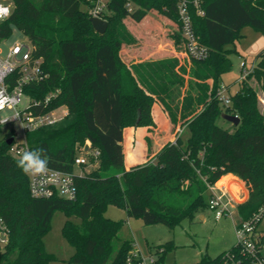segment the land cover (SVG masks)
<instances>
[{"label": "trees", "instance_id": "trees-1", "mask_svg": "<svg viewBox=\"0 0 264 264\" xmlns=\"http://www.w3.org/2000/svg\"><path fill=\"white\" fill-rule=\"evenodd\" d=\"M131 1L135 4L132 12L127 0H108V28L103 34L94 30L85 9L90 0H14L11 16L0 24L1 37L9 38L18 28L35 47V55L44 60L48 77L26 86V92L43 99L59 90L49 105L34 112L60 106L68 110L57 123L26 132L30 151L39 149L47 166L66 172L76 170L75 158L87 141L90 151H99L97 157L88 152L90 162L97 161V165L86 171L88 164H83L75 175V199L35 198L28 174L18 166L20 157L10 153L8 140L16 131L0 124V214L11 231L9 243L0 251V264L58 260L44 242L56 211L66 215L62 235L75 249L67 264H141L142 259L134 256L133 240L124 239L116 247L125 220L107 217L108 206L123 208L144 224L174 228L208 208L209 186L227 173L247 184L248 198L237 205L243 219L264 208V112L251 83L256 79L264 93V51L258 54L253 72L230 95L231 104L225 107L219 98L222 75L232 68L227 46L241 37L246 25L264 32V0H200L203 15L191 4L193 27L209 47V55L204 60L190 59L179 70L201 81L212 79V85L210 80L197 82L177 73L179 59L167 46V62H173L172 82L179 83L178 96L170 101L160 82L152 80L149 64L121 55V50L140 44L126 19L140 22L150 11L177 24L171 36L181 50L178 0ZM191 92L193 99H187ZM154 95L168 111V120L157 106L153 109ZM139 109L141 118L137 119ZM223 113L238 115L239 124L232 130L220 126L217 119ZM180 121L189 135L186 141L180 135L171 141ZM128 126L139 128L125 129ZM134 133L137 148L131 145ZM153 133L161 134L164 144L147 160L155 153ZM125 154L128 164L142 163L127 168ZM73 216L80 222L72 220ZM174 248L173 240L155 245L156 263L163 264L166 253ZM224 252L205 253L197 262L182 264H219Z\"/></svg>", "mask_w": 264, "mask_h": 264}, {"label": "rangeland", "instance_id": "rangeland-1", "mask_svg": "<svg viewBox=\"0 0 264 264\" xmlns=\"http://www.w3.org/2000/svg\"><path fill=\"white\" fill-rule=\"evenodd\" d=\"M126 24L132 33L139 39L140 44L134 47L123 48L121 50V55L125 53L136 58L143 64H149L150 67L148 68V72L152 80H154L155 83L160 82L161 89L166 90L168 94L172 90H175L179 83L172 82L174 76L171 74L170 69L172 67H170V65L173 62H167L165 54V47H171L172 44H174V38L171 36L173 29H176L174 22L157 11H150L144 20L135 22L134 20L126 19ZM25 38V34L14 27L12 35L5 40V44L9 45L15 41H22ZM174 48L177 50L175 44ZM227 48L230 49L228 57L232 61V68L222 75V82L223 86L229 88L228 93L233 94L238 91L240 87V81H238V79L243 75L244 64L249 68L254 63H257L258 54L264 51V32L257 31L250 25H246L241 30V37L236 40L235 43L229 44ZM180 55L181 54L177 52L176 56L179 59V62L175 65L177 73L181 72L179 68L186 59ZM132 72L140 82L133 70ZM179 74L197 82H206V80L201 81L195 79L190 73L184 74L181 72ZM251 83L258 90L260 108L262 112H264V93L260 90V85L256 79H252ZM184 90L185 89L181 88L183 94ZM186 96L187 99L191 98L192 92ZM155 98L157 102L153 106V109L157 106L165 121L168 120L169 115L164 114L166 108L156 96ZM64 109L65 107H62V109H59L58 113L60 114ZM7 112L8 111H4L2 114L5 115ZM140 118H138L137 111V119ZM217 123L231 130L234 128V125L223 117L218 118ZM158 126L159 124L156 122V127ZM127 128L137 129L139 127L128 126L125 129ZM4 129L6 130V128ZM15 130L17 139L23 141L25 135L19 122L15 123ZM178 135L186 141L189 135L187 127L185 126L181 127L180 130H175L172 140H176ZM135 143H138V140L134 133L131 145L136 146ZM152 143L154 151L158 153L164 144V137L161 134L153 133ZM125 163L128 164L126 161V154ZM96 165L97 161L94 163L90 162L85 170L90 171ZM76 169L77 171L80 170L79 167ZM243 201L239 200L237 202L240 203ZM230 210L232 212L231 214L216 219L214 212L206 208L203 212L204 218H202L200 214H197L192 220L189 218L183 219L181 223L174 228L168 227L162 223L144 224L141 218L129 217L125 209L115 205L108 206L106 216L116 220H125L119 233V239L116 240V247H118L119 242L124 239L133 240L135 252L141 255L144 264H157L150 260L151 257L156 258L153 247L165 243L166 241L173 240L175 248L166 253L163 264H182L197 262L200 260L202 254L205 253L216 256L220 252L231 249L236 244L235 224L240 220V214L235 201L232 202ZM66 219L67 217L62 211H56L51 221V229L44 237L46 249L58 257V260L52 261L50 264H67V260L75 251L74 247L70 245L62 235V226ZM71 219L75 222H80V219L76 216H73ZM259 226L264 232V217L260 221ZM262 254L264 256V245L262 247Z\"/></svg>", "mask_w": 264, "mask_h": 264}, {"label": "built area", "instance_id": "built-area-1", "mask_svg": "<svg viewBox=\"0 0 264 264\" xmlns=\"http://www.w3.org/2000/svg\"><path fill=\"white\" fill-rule=\"evenodd\" d=\"M89 5L85 6L91 17H99L107 20L106 16L110 14L108 0H90ZM191 4L197 9V13L204 14L200 7V0H178L177 10L179 15V25L181 32L182 45L190 59L204 60L209 55V47L202 43L195 32L191 16ZM15 7L14 0H0V9L7 8V13L0 11V24L8 19ZM126 7L130 12L135 8L131 0H127ZM6 37L0 36V124L3 128L15 129V123L21 124L25 135L23 141L13 136L10 153L15 157H21L25 150L30 151L26 140V132L36 129L43 125H52L62 120L68 110L65 106L55 107L43 113H35L34 110L41 106H47L58 96L59 90L49 92L43 99L31 97L26 92V86L42 81L48 77V73L43 67V58L35 55V47L25 38L22 41H15L12 44H5ZM256 64L249 68L243 67V75L240 81L245 79L253 72ZM231 94L228 93L225 86H221L219 98L223 106L231 104ZM65 107L63 112L58 113L59 109ZM8 111L5 115L2 113ZM59 115V116H55ZM16 131V130H15ZM89 149L82 147L75 164L80 168L83 164H89L90 142L87 141ZM86 144V145H87ZM94 156H98V150H91ZM77 169L74 172H66L51 168L46 165L42 173H28L30 180V192L35 198H47L54 195L66 199H75L77 187L75 184V175L79 173ZM211 197L208 201V208L214 212L216 219L231 214L230 206L235 201L239 202L233 196L228 195L224 188L216 189L215 184L209 186ZM264 217V208H261L250 219H241L235 224L236 246L237 249L226 250L219 264H264L262 247L264 245V232L260 229L259 223ZM10 227L5 218L0 214V251L4 250L10 241ZM134 256L141 257L137 252ZM151 257V255H150ZM157 258V256H156ZM156 258H150L156 263ZM131 261V258L128 260ZM141 264H144L142 259Z\"/></svg>", "mask_w": 264, "mask_h": 264}, {"label": "crops", "instance_id": "crops-1", "mask_svg": "<svg viewBox=\"0 0 264 264\" xmlns=\"http://www.w3.org/2000/svg\"><path fill=\"white\" fill-rule=\"evenodd\" d=\"M174 24H175V26H176V28H177V24L174 22ZM171 48H173L174 49V51H173V49H171ZM175 51H176V53H175ZM159 52V51H158ZM157 52V53H158ZM164 52V51H163ZM170 52H172V53H174V54H176L177 55V52L178 53H180L181 55L180 56H182V57H185L186 59H185V61H184V63L183 64H186V63H189L191 60H190V58L188 57V55L186 54V52H185V50H184V47L181 49V50H175V48H174V44H172V46L170 47ZM157 53H155V54H157ZM132 57V56H131ZM134 58V57H133ZM136 59V58H135ZM140 59V58H139ZM137 60V59H136ZM137 61H139V60H137ZM258 61V60H257ZM254 64H256V63H254ZM179 73H181V72H179ZM193 80V79H192ZM208 80H210V82H211V85H212V79H207L206 81H208ZM238 81H240V78L238 79ZM241 82V81H240ZM240 82H239V84H240ZM222 85H223V82H222ZM211 87V86H210ZM227 88V91H229V88L228 87H226ZM240 88V87H239ZM178 96V87L177 88H175V90H172L169 94H168V97H169V101L170 100H173V99H175L176 97ZM184 97V96H183ZM193 97H194V94H192V99H193ZM183 100V98L180 100V102L178 103L179 105L178 106H181L182 104H181V101ZM164 114L165 115H169V113H168V111L165 109V112H164ZM156 122V121H155ZM182 122L183 121H180L178 124H177V129H176V131L177 130H180L181 129V124H182ZM154 128V127H153ZM171 141H175V140H172V139H170ZM135 145L136 146H132L133 148H135V147H137V145H138V143H135ZM163 147V146H162ZM156 154V152L154 153V154H152L147 160H149L151 157H153L154 155ZM147 160H145V161H147ZM145 161H143V162H145ZM138 163H142V162H138ZM138 163H130V164H126V167L127 168H129V167H131L132 165H135V164H138ZM225 176H231V178L228 180V182L230 183V185L229 186H227V185H222V186H219L218 185V182H219V180L222 178V177H225ZM216 183H215V186H216V189H221V188H224L225 189V191L228 193V195H230V196H233L235 199H236V201H243V199H244V201L248 198V195H249V190H248V187H247V184H246V182L244 181V180H242V179H240L238 176H236V175H234V174H232V173H227V174H225V175H223ZM238 209V208H237ZM200 216L202 217V218H204V215H203V213L202 214H200ZM240 219H241V216H240Z\"/></svg>", "mask_w": 264, "mask_h": 264}, {"label": "clouds", "instance_id": "clouds-1", "mask_svg": "<svg viewBox=\"0 0 264 264\" xmlns=\"http://www.w3.org/2000/svg\"><path fill=\"white\" fill-rule=\"evenodd\" d=\"M4 13H7L8 9H0ZM47 159L42 157L39 149L31 151L25 150L19 161L18 166L26 173H42L45 170Z\"/></svg>", "mask_w": 264, "mask_h": 264}, {"label": "water", "instance_id": "water-1", "mask_svg": "<svg viewBox=\"0 0 264 264\" xmlns=\"http://www.w3.org/2000/svg\"><path fill=\"white\" fill-rule=\"evenodd\" d=\"M90 21L94 30L100 34L105 33L108 28V20L99 18V17H90ZM222 117L225 118L227 121L231 122L233 125H238L240 122V117L238 115L223 113ZM138 118H140V109L138 110ZM9 143L13 142V137H10L8 140ZM86 150L89 149V145H86Z\"/></svg>", "mask_w": 264, "mask_h": 264}, {"label": "bare ground", "instance_id": "bare-ground-1", "mask_svg": "<svg viewBox=\"0 0 264 264\" xmlns=\"http://www.w3.org/2000/svg\"><path fill=\"white\" fill-rule=\"evenodd\" d=\"M231 178V176H225V177H222L220 180H219V182H218V185L219 186H222V185H227V186H229L230 185V183L228 182V180Z\"/></svg>", "mask_w": 264, "mask_h": 264}]
</instances>
